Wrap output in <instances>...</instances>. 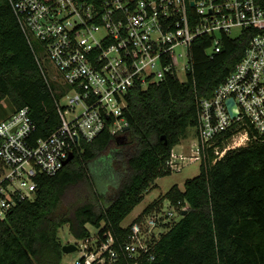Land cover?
Here are the masks:
<instances>
[{"label": "built area", "instance_id": "built-area-1", "mask_svg": "<svg viewBox=\"0 0 264 264\" xmlns=\"http://www.w3.org/2000/svg\"><path fill=\"white\" fill-rule=\"evenodd\" d=\"M51 85L60 126L36 136L25 106L0 121V219L18 202L33 199L40 175H55L68 157L106 128L121 135L130 126L127 95L169 75L181 81L191 68L190 50L201 36L222 50L225 36L251 34L245 53L211 97L200 102L196 137L172 148V173L198 162L209 149L215 161L230 149L264 135V3L262 0H10ZM183 47L185 54L179 51ZM186 59L183 63L181 59ZM49 64L54 73L49 74ZM53 83H57V88ZM60 96L67 98L62 104ZM233 98L238 113L227 103ZM246 142V143H245ZM180 204V203H179ZM189 205L164 206L128 224L123 240L110 230L76 239L74 264H145L154 239Z\"/></svg>", "mask_w": 264, "mask_h": 264}, {"label": "trees", "instance_id": "trees-1", "mask_svg": "<svg viewBox=\"0 0 264 264\" xmlns=\"http://www.w3.org/2000/svg\"><path fill=\"white\" fill-rule=\"evenodd\" d=\"M250 36H225L215 54L207 51L211 37L201 36L190 50L185 81L169 75L147 89L133 88L125 112L129 129L114 135L106 128L91 141L81 140L60 172L37 178L33 199L0 219V264H60L59 229L66 224L76 239L90 235L92 224L123 240L128 226L122 222L156 179L172 173V148L198 126L201 100L235 68ZM5 99L15 108L10 114L29 107L36 136L46 137L61 124L51 85L10 0H0V102ZM106 155L112 170L99 182L95 171ZM215 157L209 149L197 176L182 187L174 184L142 211L160 210L166 200L189 205L186 215L164 225L154 239L156 257L145 264H264V135Z\"/></svg>", "mask_w": 264, "mask_h": 264}, {"label": "rangeland", "instance_id": "rangeland-1", "mask_svg": "<svg viewBox=\"0 0 264 264\" xmlns=\"http://www.w3.org/2000/svg\"><path fill=\"white\" fill-rule=\"evenodd\" d=\"M184 48L179 47V51L182 52L184 55ZM186 59H181L180 62L183 63ZM54 73L53 69L51 68V64H49V74L52 75ZM54 86L57 88V83H53ZM60 101L62 104H67V98L65 96H60ZM14 106L9 101V99H5L0 102V121L3 120L7 115H9L13 110ZM196 137V128L189 127L186 131L184 137H182L180 144L176 145L174 148L176 151L182 150V145H185L187 149L191 141H193ZM246 143V142H245ZM108 153V152H107ZM109 154V153H108ZM107 154V155H108ZM104 158L103 164L100 165L97 169L96 175H98V181L101 182L102 179L105 177L110 170H112V163L111 160L107 157ZM1 166V165H0ZM201 166L198 162L192 163L183 167L180 171H174L170 175L159 177L156 179L146 190L145 197L141 203H139L133 211L124 219L122 222L123 225L130 223L135 216L143 211L145 207L154 200L159 199L163 196L174 184H179L181 187L183 186L186 179L193 178L200 173ZM1 176V173H0ZM164 206H168V201L166 200ZM179 219V216L177 217ZM90 231L95 232L96 228L92 224L87 225ZM59 237L63 244L69 242H76V237H74L70 230L69 226L66 224L59 229ZM79 257V252L76 250L72 252H64L62 255L61 263L60 264H74L75 260Z\"/></svg>", "mask_w": 264, "mask_h": 264}, {"label": "water", "instance_id": "water-1", "mask_svg": "<svg viewBox=\"0 0 264 264\" xmlns=\"http://www.w3.org/2000/svg\"><path fill=\"white\" fill-rule=\"evenodd\" d=\"M227 103H228V105L230 107L232 116H236L237 113H238V110H237V107H236L235 100L233 98H229ZM126 129H129V127H127ZM117 138L119 139V136ZM164 138H165V136H164ZM166 143H167V141H166ZM73 157H74V154L72 153L68 157L67 162H69ZM187 212H188V210H184L183 211V215H186ZM62 249H63V252H72V251L77 249V246H76L75 243L69 242V243L64 244Z\"/></svg>", "mask_w": 264, "mask_h": 264}, {"label": "crops", "instance_id": "crops-1", "mask_svg": "<svg viewBox=\"0 0 264 264\" xmlns=\"http://www.w3.org/2000/svg\"><path fill=\"white\" fill-rule=\"evenodd\" d=\"M139 213H140V212H139ZM139 213H138V214H139ZM138 214H137V215H138ZM137 215H136V216H137ZM136 216H135V217H136Z\"/></svg>", "mask_w": 264, "mask_h": 264}]
</instances>
